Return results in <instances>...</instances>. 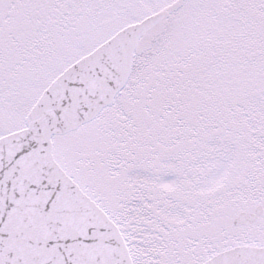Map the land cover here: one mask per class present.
Segmentation results:
<instances>
[{
	"label": "snow or ice",
	"instance_id": "1",
	"mask_svg": "<svg viewBox=\"0 0 264 264\" xmlns=\"http://www.w3.org/2000/svg\"><path fill=\"white\" fill-rule=\"evenodd\" d=\"M0 264H264V0H0Z\"/></svg>",
	"mask_w": 264,
	"mask_h": 264
}]
</instances>
